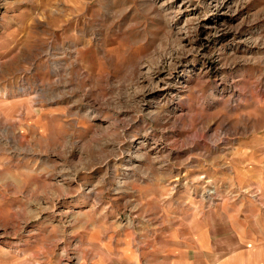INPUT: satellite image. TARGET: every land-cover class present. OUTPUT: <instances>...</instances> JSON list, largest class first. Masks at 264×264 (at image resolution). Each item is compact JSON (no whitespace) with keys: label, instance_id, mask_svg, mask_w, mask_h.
Listing matches in <instances>:
<instances>
[{"label":"rangeland","instance_id":"374dc122","mask_svg":"<svg viewBox=\"0 0 264 264\" xmlns=\"http://www.w3.org/2000/svg\"><path fill=\"white\" fill-rule=\"evenodd\" d=\"M0 264H264V0H0Z\"/></svg>","mask_w":264,"mask_h":264}]
</instances>
